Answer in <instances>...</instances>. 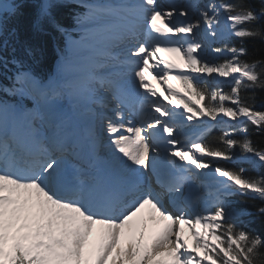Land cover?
I'll use <instances>...</instances> for the list:
<instances>
[{
    "label": "snow or ice",
    "instance_id": "6c2138e0",
    "mask_svg": "<svg viewBox=\"0 0 264 264\" xmlns=\"http://www.w3.org/2000/svg\"><path fill=\"white\" fill-rule=\"evenodd\" d=\"M84 3L0 0V264H264V235L240 227L243 217L252 214L235 206L259 200L256 215L264 218V176L249 177L246 168H222L205 160L251 162L254 171L264 167V149L254 146L249 133L251 125L264 134V111L255 108L256 89L264 90V58L242 59L249 54L247 39L264 41V0L259 6L252 0H207L198 8L195 22L187 19L186 9L164 11L158 0H93L84 11L69 12L72 28L90 29L77 41L73 39L77 33L60 21L58 12L83 8ZM174 14L186 19L177 24ZM221 17L227 21V34L240 39L239 46L226 49L231 58L223 63L213 65L194 55L202 47L195 39L182 37L186 48L179 41L161 39L168 33L195 35L202 27L215 36ZM25 18H30L32 39L23 38ZM48 29L63 36L65 46L58 48L59 71L42 76L32 65L44 55L41 38ZM99 35L127 44L128 55L111 56L106 75L72 71L73 57L85 40ZM164 51L182 52L189 72L175 78L189 97L207 98L203 106L190 99L184 104L190 113L187 120L204 115L216 120L222 114V119L235 121L218 138L225 147L200 138L187 149L172 150L181 143L174 133L183 128V121L167 104L148 95L139 101V126L128 121L132 126L126 127L123 109L132 98L127 74L133 72L139 87L156 96L145 73L151 72L156 54ZM159 63L164 64L160 78L179 67L167 60ZM201 73L231 77L230 92L212 87L204 76L192 75ZM249 90L251 95L242 97ZM5 96L15 103L5 102ZM24 101H31L34 110H26ZM65 102L69 110L83 107L99 121L111 152H105L99 131H90L86 155L83 149L77 151L63 121L54 122L64 113ZM113 102L114 115L109 117L105 112ZM21 122L27 129L24 134L19 131ZM162 144L172 148L164 149L167 163L157 169L151 153L159 156ZM236 147L239 158L232 154ZM206 183L215 187L214 199L210 208L199 212L201 197L193 194ZM237 195L244 199L233 200ZM145 209L148 212L142 216ZM96 225L100 235L93 241ZM184 226L191 233L192 247Z\"/></svg>",
    "mask_w": 264,
    "mask_h": 264
},
{
    "label": "rangeland",
    "instance_id": "374dc122",
    "mask_svg": "<svg viewBox=\"0 0 264 264\" xmlns=\"http://www.w3.org/2000/svg\"><path fill=\"white\" fill-rule=\"evenodd\" d=\"M169 1L171 2L172 6L171 5H167V4H161V3L160 4L158 3V4L160 5V7L164 11H168L171 7L180 8L182 10L186 9L187 12H188L187 19L190 20V21H192V22H195V19L199 18L198 8L199 7H203L205 5V3H206L203 0H169ZM92 2L93 1H91V3ZM184 3H187V4L184 5ZM185 19H186L185 17L175 16V14H174V20L176 21L177 24L181 23ZM165 21H167V20H165ZM226 24H227L226 20L221 17V21H220L219 26L215 28V31L217 33L215 36L211 35V33L208 32L205 27H202L199 30H197L195 32V35H193V34H173V33H170V35L171 36L172 35L173 36L175 35L174 38H173L174 41H179V44L180 45H183V47H185V48L187 47V44L185 43V39H183L182 37H186V38H189V39H195L197 42H199L201 44L202 47H201V49H198L197 52L194 53V55H196L198 58H203L204 61L209 62L210 64L215 65V64H219L221 62L223 63L226 59H230L231 58L228 55L227 51H226L227 47L226 48H223V49H225V52H223V53H216L214 51V45H213V42H220L222 40L221 41L222 43H219V44L223 45V43L225 41H227V38H226V36H227ZM84 30H86V32L80 33L81 34V35H79L80 37H82V35H84L85 33L88 32V28H85ZM197 37H199L200 39L197 38ZM114 46H115V43H114ZM172 46H176V45L172 44ZM113 48L114 47H112V49ZM176 54H177V57H176L175 60L177 61V63L179 64V66H182V67H180V72H178L176 74H168V76L175 75V76H173V78L176 77L177 74H180V73H188L189 72L188 66H187V64L185 62V59L183 57L182 52L181 53H177L176 52ZM218 55L219 56H222V59H218L217 58ZM60 63H61V57L59 58V65H60ZM110 64H112V63H110ZM110 64L107 63L106 65H104L103 68H102V70H105L106 69L105 67L108 66V65H110ZM90 68L92 69V67H90L89 64H85V63H82L81 65L77 64L76 57H73V65H72V69H71L72 71L83 70V69H90ZM154 73H157V72H154ZM192 75H200V76L206 77L207 80H208V82H209V84L212 87H214V88H217L218 87L224 93H226L228 91V89L224 90V88L227 85L228 86H232L231 77H219L218 74H216V73H213L211 76H208L206 73L192 74ZM168 76L166 78H160V76H158V74L157 75L155 74V77H157L160 81L163 80L162 81L163 83L157 85V87L155 88L157 90V92H158L157 94H158L159 98L162 100V103L168 105V103H169L170 100L172 102L179 103V97L180 96H186V97L188 96L189 97L188 92L183 87L184 84L179 79H178V83H177L178 86H179L177 88V91H173L171 89L172 91L169 92L168 91V88L169 87L164 84V82L167 84V81L166 80H167ZM132 87H133V89L135 91L136 90V87L135 86H130V88H132ZM137 87L139 88V86H137ZM135 92H137V90ZM189 98L193 100V102L195 103L196 106H203V101H205V99H206L205 98L204 100H197L196 97H192V96L189 97ZM164 99H166V100H164ZM139 101H141V100H139ZM226 104H227V102H226ZM228 106H232V105L229 104ZM80 108H82V107H80ZM112 108H113V106L110 105L109 106V109L107 110L108 114L110 113V115H112V113H113L112 110H111ZM67 109H68V106H67V103L65 102V110H64V112H66ZM126 109H127V112H126V114L124 113L125 114V117H126V119H125V125H126V127L127 126H132V125L139 126L133 120V117H135V113H134L132 107L126 108ZM29 110H34V108L32 107ZM136 110H137V108H136ZM146 110H148V112H151V109H146ZM63 114L58 115V117L61 119L63 117ZM154 114H157V113L154 112ZM221 117H222V114L218 115L216 120H212L209 117L207 118V115H204V116H196V118H195L194 121L195 122H201V120H206L210 124H217V125H220V126L224 127L225 129H229V126L228 125L235 123V121L230 120V118L223 117V119H222ZM128 121H131L132 122V125H129L128 124ZM49 127H50V125H49ZM102 128H103V126H102ZM196 132H197V129L196 130L189 131V133H188L189 135L187 134V131H184V129H181V130H178L177 132H175L174 134L177 136V138L180 140L181 143L179 145H176L175 148H172V150H177L181 146H183L185 149H187V147H189L190 144L182 145V144H184L183 142L184 141H188V139H190V138L193 139V137L196 136ZM183 134H185V135H183ZM125 135H131V134H129V133L126 132ZM103 140H105L107 143H109L107 137L106 138L104 137ZM194 141H196V140H194ZM166 148H168V147H165L164 149H166ZM164 149L161 150V153L158 156L159 158H162L164 156V154L166 152V151H164ZM105 151H106V149H105ZM232 152H233V150H232ZM106 153H107V151H106ZM121 158H123V157H121ZM159 158H155V160L157 159L156 161H159ZM174 159H176L177 161H179L178 158H174ZM125 160H126V158H125ZM233 161H235V160H233ZM235 163H237V162L235 161ZM204 188L205 189L207 188L208 190H201L199 192V196L201 197V199L199 200V202H200V204L203 207L202 209H200V212H204L206 208H210L212 206V202H213V198H214V193H215V189L212 188V187L207 186V184H206V186ZM195 194L196 193H194L193 196H195ZM210 194H212L213 196L212 195L209 196ZM208 197H210V198H208ZM187 234L189 235V238H190L191 233L189 232ZM99 235H100V233H98V235H97V238L98 239H99ZM97 238H96L95 241L98 240ZM185 238L187 239V237H185ZM188 244H189V247H192L193 246V240L190 241V242H188Z\"/></svg>",
    "mask_w": 264,
    "mask_h": 264
},
{
    "label": "bare ground",
    "instance_id": "6f19581e",
    "mask_svg": "<svg viewBox=\"0 0 264 264\" xmlns=\"http://www.w3.org/2000/svg\"><path fill=\"white\" fill-rule=\"evenodd\" d=\"M167 22L168 21H165V23H167ZM175 23H176V21H175ZM145 27H146V22H145ZM89 31H90V29H88V32ZM173 38L170 36V33H168L166 37H161V39L162 40H165V41H172ZM197 38H199V37H197ZM75 40L80 41L81 39H75ZM141 40H143V37H141ZM114 43H115V46H114ZM112 47H114L113 48L114 50L112 49ZM128 47L129 46L127 44L121 43L119 41H110V40H107L102 35H99V36H89L88 39L85 40L84 46L78 51V53L76 54L75 57H76V60H77V64H79V65H81L82 63L89 64L90 67H92V69L90 68L88 70H94L98 75H106L107 74L106 69L105 70H102V68H103V66L105 64H107V62H110V63L113 62L110 57L111 56H119L121 58L126 57L128 55V51H127V48ZM176 57H177L176 52H172L171 53V52H168V51H164V52H159V53L156 54V58H155L154 64H152V61H150V65H152V68H151V72L150 73L149 72H146L145 73V75L147 77V79H146L145 82L150 85L151 89L155 90L156 94L158 92H157V90L155 88L157 87V85L163 83L162 82L163 80L160 81L157 77H155V74L157 75L160 72V69H164V64L163 63H159V61H161V60H167L169 63H172V64H175V65H178L179 66V64L175 60ZM180 67H182V66H179L178 68H174V69H168L167 71H168V73H175L176 74V73L180 72ZM154 72H157V73H154ZM173 76H175V75H173ZM173 76H168V78L166 80L167 81V84L165 82H164V84L166 86H168V87L170 85L171 86V89L173 91H176L177 88H178V84H177L178 83V79H176L175 77H174L175 78L174 79ZM127 80H128L129 85L130 86H135L136 87V90H137V92H135L136 90L134 91L133 87L130 88L131 89V93H132V98L130 100V107H132L133 111L135 112V117H133V120H136V119L139 120V117H138V115L136 113L138 112V110L140 108L139 100H142L144 95H148V97H149L150 100L159 99L160 102L162 103V100L159 98L158 94L153 97V96L150 95V93H147V91L145 89L140 88V87L139 88L137 87V86H139V81H138V78H136L134 76V73L133 72H129L127 74ZM164 100H166V99H164ZM136 108H137V110H136ZM76 110H78V115L81 118L74 117L73 114H75V113H72V112H70L69 109H67L66 112H64L63 117L61 118V120L63 121L64 127H67L65 131L70 135L71 139L72 140H74V139L75 140H78V142L80 143V149H79V151L81 149H83V154H86V147L84 145V137H83V131L84 130L79 127L78 123H80L84 119V121L87 123V126L89 127V129H90L91 132H94L93 125H95V124H96L97 127H99L98 130L100 132L101 131L100 130L101 129V125H100L99 121L97 119H95L94 116H92V115H90L88 113L87 109H85L83 107L82 108H80V107L77 108L76 107ZM125 110H126V108L123 109V111H125ZM105 114H106V112H105ZM151 114L152 115H157V114H154V109H151ZM76 118H79V120H81V121L78 122L79 120H77ZM57 119H60V118L57 116L54 119V122L55 123H56V120ZM21 124H23V123L21 122ZM19 131H20V133H22V131H23V127L20 126V125H19ZM150 131H154V130H150ZM102 135H104L105 138L107 137V134L104 133V132H102ZM103 138L104 137H102V139ZM103 144L105 145V149H106L107 153L111 152V147L109 146V143H107L105 140H103ZM186 144H188V142L185 143V145ZM166 146L168 148H172L171 146H168V145H166ZM165 154L167 155V152H165ZM165 154H164V156H165ZM118 155H120V154H118ZM152 155H156V153L155 152H152L151 153V156ZM154 157L157 158L156 156H154ZM155 158H152L151 157V159H154V160H155ZM122 159L125 160V158H122ZM165 161L166 160L164 159V157L159 158V161H156L155 160L156 165H157V168H160L162 164H166ZM127 163L130 164L131 162L128 161ZM177 163L178 164L179 163H184L185 167H193V166L188 165L186 162L177 161ZM203 171L205 173H209L210 172L209 169H205ZM201 179L202 180H207V178L205 176H201ZM206 184H207V186L212 187V188L215 189V187L213 185L208 184V183H206ZM204 190H208V189L207 188L206 189L204 188ZM196 195H199V193H196L195 196ZM211 195L212 194H210L209 196H211ZM208 198H210V197H208ZM167 206L169 207L170 210L174 211V209L172 208V205L169 203V201H168ZM201 206L202 205L200 204V202H197L196 210H198V209L200 210L201 209ZM191 211H192V209H189V212H191ZM147 212H148V210L145 209L144 212L141 213V215L142 216H146ZM151 227L152 226L150 225V228ZM189 232L190 231H189L188 227L187 226H184V236L187 237L188 242L192 241V236H190V238H189V235L187 234ZM98 233H100V226L99 225H97V228H96L95 232L92 233L91 240L95 241L96 238H97Z\"/></svg>",
    "mask_w": 264,
    "mask_h": 264
},
{
    "label": "trees",
    "instance_id": "16d2710c",
    "mask_svg": "<svg viewBox=\"0 0 264 264\" xmlns=\"http://www.w3.org/2000/svg\"><path fill=\"white\" fill-rule=\"evenodd\" d=\"M252 3L254 6H259L260 0H252ZM76 10L77 9H61L58 12V18L63 24H65L66 27H69V29L72 28L69 12ZM22 34H23V38L32 39V33L30 30V18L24 19L22 25ZM63 40L64 37L61 36L59 33H56L51 29L47 30V34L41 38V42L44 47V55L41 58L39 64L32 65L34 71H36L42 76L45 75L48 76L49 74L52 73L53 63L56 58V50L60 47H63ZM227 42L228 43L225 44V46L227 47L239 46L240 39L235 37L234 35H229ZM245 46L248 48L249 54L246 57H242V59L252 61V60H258L264 58V41H261L259 39H247L245 41ZM4 83H7V81H4ZM230 90L231 89H228L226 93H229ZM241 95L242 97L247 99L251 95V90H249L248 92H242ZM187 101L188 99L182 100L184 104ZM207 102L208 101L206 99L205 104ZM255 108L257 110L264 111V90L256 89ZM249 133L254 146L260 149H264V134H260L256 132L254 126L251 125H249ZM221 134L222 132L220 130L214 128L211 130L209 134L208 133L205 134L204 142L214 147L223 148L225 146L218 139ZM233 138L241 139L239 135H235ZM232 154H234L235 156L237 155L240 156L241 151L239 147L234 148ZM210 161H212L213 164H215L216 166H220L222 168H228V169L233 168L231 167L232 165H229V163L227 162L218 161L214 159H210ZM243 165L244 166L247 165L251 167L250 163H244ZM245 175L249 177L264 176V167H260L259 172H253V173L246 172ZM238 198L239 200L244 199L243 197H238ZM259 204H260L259 200H252L246 204L239 203V208H245L249 213L252 214L247 217V225H245L244 227H246L248 231H254L256 233H260L264 235V218L257 216L256 213L254 214V212H256L255 205H259Z\"/></svg>",
    "mask_w": 264,
    "mask_h": 264
}]
</instances>
